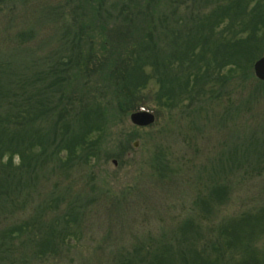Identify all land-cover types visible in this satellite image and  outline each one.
<instances>
[{
  "label": "trees",
  "instance_id": "16d2710c",
  "mask_svg": "<svg viewBox=\"0 0 264 264\" xmlns=\"http://www.w3.org/2000/svg\"><path fill=\"white\" fill-rule=\"evenodd\" d=\"M172 1L165 17L164 0H78L72 12L75 30L44 71L8 79L12 60L0 59V264H41L68 253L78 208L72 202L63 207L57 185L37 205L30 190L39 180H50L43 171L59 180L93 166L99 153L106 152L100 148L113 119L136 111L148 99L169 113L186 112L202 98L207 102L234 93L227 87L250 84V64L256 59L247 58L259 52L261 32L264 44V0H187L192 12L184 10L177 19L181 0ZM204 5L207 10L196 13ZM169 18L182 31L175 35L172 28L165 29ZM20 34L30 37L31 31ZM167 34L169 43L162 47ZM88 83L105 94L101 101L95 102L92 92L80 97L77 88ZM73 85L76 96L70 93ZM84 97L90 105H80ZM152 148L150 169L157 178L196 177L171 168L159 146ZM258 162L235 176L227 161V168H219L222 176L213 171L204 183L193 180L194 188L183 187L189 214L178 223L176 241L183 245L175 253L163 244L134 247L101 264H227L234 258L240 264L264 263L254 245L264 243L263 202L237 215H213L233 198L234 184L242 185L243 178L264 182V160ZM20 212H28L22 220L16 219Z\"/></svg>",
  "mask_w": 264,
  "mask_h": 264
},
{
  "label": "rangeland",
  "instance_id": "374dc122",
  "mask_svg": "<svg viewBox=\"0 0 264 264\" xmlns=\"http://www.w3.org/2000/svg\"><path fill=\"white\" fill-rule=\"evenodd\" d=\"M173 2L164 0L165 17L170 15ZM77 4L78 0H0V59L12 60V70L6 73V78L31 75L50 65L51 55L64 49L61 43L69 41L75 30L72 12ZM176 8L175 19L183 17L181 13L191 6L187 0H181ZM207 8L204 5L196 13L205 12ZM166 21L165 29L172 28L175 35L182 31L171 18ZM27 31H31L30 37L18 36ZM261 33L257 36L258 44H261L259 52L252 53L247 59L264 56V44L259 40ZM163 37L162 47L170 40L168 34ZM61 38L64 39L59 41ZM249 80L246 87L226 88L234 93H222L207 102L206 97L200 99L195 109L186 112L175 109L169 113L153 100H143L136 111L150 112L153 123L142 128L132 125L129 115L135 111L113 119L111 134L100 148L106 152L99 153L93 166L59 180L56 175L50 176L43 171L50 180H39L30 190L34 205L42 203L57 185L55 193L62 196L63 207L72 202L73 208L78 209L74 210L77 228L67 247L68 253L63 256L62 252L58 253L61 255L49 257L41 264H66L68 261L71 264H101L121 250L130 252L134 247L147 248L148 245H167L175 253L183 245L176 241L178 223L183 215L189 214L186 213L188 192H183V187L194 188L193 180L204 183L213 171L222 176L225 172L221 173L219 168H227V161L232 164L235 176H243L244 171L259 163V159L264 160V86L254 78L251 69ZM74 86L70 93L76 96ZM94 86L88 83L82 89L76 88L81 90L78 92L80 97L85 91L92 92V99L101 101L105 94ZM148 90L153 91L154 87L149 84ZM89 98L84 97L80 105H90ZM154 143L171 168L188 171L196 177L172 182L157 178V173L150 169L149 156ZM253 158L259 159L253 163ZM241 183L234 184L233 198L213 214L221 215L218 219L264 203V182L243 178ZM30 205L28 203L26 208ZM27 213L20 212L16 219H24ZM254 245L261 251L257 257L264 255V243L260 241ZM227 264H240L239 258L227 261Z\"/></svg>",
  "mask_w": 264,
  "mask_h": 264
},
{
  "label": "water",
  "instance_id": "95a60500",
  "mask_svg": "<svg viewBox=\"0 0 264 264\" xmlns=\"http://www.w3.org/2000/svg\"><path fill=\"white\" fill-rule=\"evenodd\" d=\"M252 74L255 79L264 82V56L256 59L251 66ZM129 121L137 127H146L153 123V115L145 110H138L129 115Z\"/></svg>",
  "mask_w": 264,
  "mask_h": 264
}]
</instances>
